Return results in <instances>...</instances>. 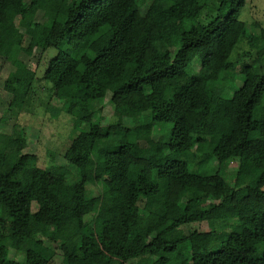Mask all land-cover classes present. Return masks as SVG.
Here are the masks:
<instances>
[{"label":"trees","instance_id":"16d2710c","mask_svg":"<svg viewBox=\"0 0 264 264\" xmlns=\"http://www.w3.org/2000/svg\"><path fill=\"white\" fill-rule=\"evenodd\" d=\"M245 1L0 0L16 119L0 133V264H53L57 251L58 264H264V27L238 19ZM35 48L57 50L42 79L62 104L53 116L73 119L64 158L78 181L25 150L17 117L37 77L20 56ZM110 87L114 113L137 126L101 125ZM235 157L231 180L220 168ZM208 221V237L183 230Z\"/></svg>","mask_w":264,"mask_h":264},{"label":"rangeland","instance_id":"374dc122","mask_svg":"<svg viewBox=\"0 0 264 264\" xmlns=\"http://www.w3.org/2000/svg\"><path fill=\"white\" fill-rule=\"evenodd\" d=\"M29 1V0H27ZM52 16V13H48ZM238 19L250 25L252 32H258L264 27V0H246L245 5L238 12ZM249 27V31H250ZM250 31V32H251ZM106 37L98 43L103 45ZM237 47L234 53L239 51ZM55 48H50L47 51H42L35 48L31 56L21 54V59L36 73L37 80L35 81L34 93L31 101L26 105L17 117V121L23 125L27 138L26 151L37 155L38 165L50 171L60 174H68L73 181H78L79 176L76 168L64 158V152L68 147L71 138L75 135V130L72 127L73 119L65 112H61L58 116H53L51 108H60L61 101L53 96L51 85L42 79L44 70L48 64V60L56 54ZM10 68L0 57V133L10 132L15 122V118L8 112V105L11 100L10 94L4 90L3 83ZM241 85V80L238 79L236 87ZM233 89H236L235 87ZM232 89V90H233ZM113 87L107 90L104 98V107L100 114L101 125L109 123L123 122L125 125L134 127L131 117L127 113L116 114L110 105V96ZM231 90V91H232ZM231 92H226L223 98L217 103V108L223 110L229 103V95ZM148 123L142 124V127H148ZM153 131H145L138 137L142 145H148L155 142L162 131L160 125H156ZM170 128L171 125L168 124ZM207 150L211 149V145H207ZM237 169V158L225 162L221 165L220 172L227 175L231 180L234 178ZM102 176H109L111 172L102 171ZM98 179V178H97ZM264 190V181L261 183ZM100 188L97 184H88L86 186V197L90 198L97 195ZM255 203L258 206L264 207V198H257ZM37 208L36 203H32V210ZM184 231H194L198 237H208L212 231L211 222H197L188 224ZM9 257L18 261L24 260V254L13 249L9 250ZM61 260V253L57 251L53 264H58ZM105 258H101L98 264H104Z\"/></svg>","mask_w":264,"mask_h":264}]
</instances>
